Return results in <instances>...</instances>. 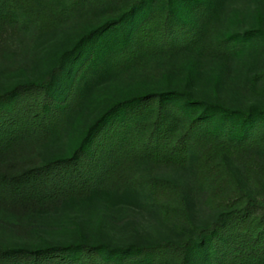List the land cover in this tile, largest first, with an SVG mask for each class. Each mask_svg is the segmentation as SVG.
Here are the masks:
<instances>
[{
    "label": "trees",
    "instance_id": "16d2710c",
    "mask_svg": "<svg viewBox=\"0 0 264 264\" xmlns=\"http://www.w3.org/2000/svg\"><path fill=\"white\" fill-rule=\"evenodd\" d=\"M110 4L112 12L59 52L42 75L0 91V159L20 156L65 127L80 93L110 71L196 45L224 54L264 38L258 26L202 41L203 21L214 11L209 0H0V28L23 11L45 28L69 21L82 7ZM246 90L260 103L230 107L194 97L187 87L123 96L65 153L19 159L0 171V204L52 208L97 190L146 187L162 207L186 218L187 199L177 183L136 169L190 160L195 189L222 208L209 225L190 224L183 239L150 244L0 247V264H264V57Z\"/></svg>",
    "mask_w": 264,
    "mask_h": 264
},
{
    "label": "rangeland",
    "instance_id": "374dc122",
    "mask_svg": "<svg viewBox=\"0 0 264 264\" xmlns=\"http://www.w3.org/2000/svg\"><path fill=\"white\" fill-rule=\"evenodd\" d=\"M209 1L214 11L203 21L202 41L211 43L258 26L264 30V0ZM113 9L111 4L106 8L82 7L69 21L45 28H40L28 13H17L11 23L0 28V91L42 75L59 52ZM262 57L264 38L224 54L196 45L148 57L126 71H110L80 93L65 127L20 156L0 159V171L12 162H35L65 153L110 102L145 90L187 87L194 97L217 100L230 107L258 104L246 85ZM232 166L238 169L237 164ZM136 170L142 176L177 183L187 199L186 218L162 207L146 187L97 190L52 208L0 204V247L75 241L107 242L113 246L178 241L189 235L190 224L209 225L222 210L207 201L205 192L195 189L190 160L183 165L143 163ZM246 188L251 193L261 191L257 187Z\"/></svg>",
    "mask_w": 264,
    "mask_h": 264
}]
</instances>
